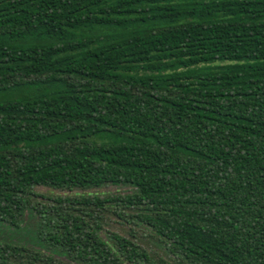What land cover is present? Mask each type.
I'll return each mask as SVG.
<instances>
[{"label":"trees","instance_id":"trees-1","mask_svg":"<svg viewBox=\"0 0 264 264\" xmlns=\"http://www.w3.org/2000/svg\"><path fill=\"white\" fill-rule=\"evenodd\" d=\"M29 210L52 251L0 264H264V0H0V224Z\"/></svg>","mask_w":264,"mask_h":264},{"label":"rangeland","instance_id":"rangeland-1","mask_svg":"<svg viewBox=\"0 0 264 264\" xmlns=\"http://www.w3.org/2000/svg\"><path fill=\"white\" fill-rule=\"evenodd\" d=\"M131 192L132 189L127 186H107L87 191L88 194L102 197L123 196ZM35 193L38 196L36 201L43 204H53L52 199L55 197H67L75 194L73 191L63 192L43 187L35 188ZM101 216L100 226L102 227L101 235L103 238L107 237L108 233H117L128 238L132 236L142 248L153 253L156 257L159 256L163 260H167L163 253V245L159 243L149 231L139 225H134L131 221L126 222L119 219L112 213H105ZM47 233L48 229L45 222H43L42 218L32 210L26 213L18 227L0 224V240L48 252L52 251L53 248L50 247L49 242L46 241Z\"/></svg>","mask_w":264,"mask_h":264}]
</instances>
